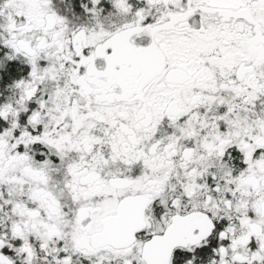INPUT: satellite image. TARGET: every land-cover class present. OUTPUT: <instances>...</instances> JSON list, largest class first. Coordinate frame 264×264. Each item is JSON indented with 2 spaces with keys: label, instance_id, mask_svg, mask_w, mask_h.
<instances>
[{
  "label": "flooded vegetation",
  "instance_id": "flooded-vegetation-1",
  "mask_svg": "<svg viewBox=\"0 0 264 264\" xmlns=\"http://www.w3.org/2000/svg\"><path fill=\"white\" fill-rule=\"evenodd\" d=\"M0 264H264V0H0Z\"/></svg>",
  "mask_w": 264,
  "mask_h": 264
}]
</instances>
